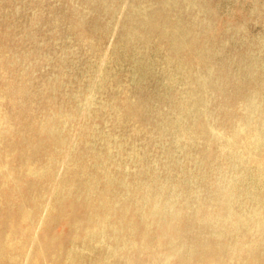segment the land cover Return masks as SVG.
<instances>
[{
    "label": "bare ground",
    "instance_id": "1",
    "mask_svg": "<svg viewBox=\"0 0 264 264\" xmlns=\"http://www.w3.org/2000/svg\"><path fill=\"white\" fill-rule=\"evenodd\" d=\"M28 1L0 0V264H264V42L247 31L264 0L226 20L214 0H60L51 30L87 55L76 85L68 46L46 69L44 11L14 29Z\"/></svg>",
    "mask_w": 264,
    "mask_h": 264
},
{
    "label": "rangeland",
    "instance_id": "2",
    "mask_svg": "<svg viewBox=\"0 0 264 264\" xmlns=\"http://www.w3.org/2000/svg\"><path fill=\"white\" fill-rule=\"evenodd\" d=\"M214 1L218 4L219 15L221 16L222 19L226 20L229 17L233 18V19H237L240 16V13H239L240 9L247 10L251 0H233V1H230V0H214ZM57 2H58V0H42V2H41V0H32V1L25 2V3L20 2L19 6L21 7L22 12L13 18L12 25H13L14 29L16 30V32L18 33L22 27L29 24V16L31 15L32 10H33V12L37 11V10L44 11L45 12V19H43V23L39 27L38 38L39 39H43V38L48 39V42H49V44L43 48L44 53H46L48 55H52V57H50L49 61L46 63V69L47 70L53 69L54 64L56 63L54 55L61 52L62 47L68 46V48H71L70 52L67 54L68 56L66 57V62H67L66 66H67V70L69 68L68 72L70 73V77H71V82L69 84L76 85V80H73V79H75V78L77 79L76 76L82 77V76L86 75L84 73L85 70L83 71V69H84L83 59L87 58V55H84V53L82 52L81 49H77V48L75 49V47L72 46L73 45V38L68 39L65 36H63L62 30L65 29L64 27H61L58 30L57 29L51 30V27H50L51 22L50 21L54 19L55 14H57L58 11H62L61 9H63L62 2L60 0L58 3ZM53 3H54V5H53ZM247 31H248L250 36L261 37V40L264 42V27L262 24L254 23L253 21H250L247 24ZM115 39H116V33H111L110 35H108L103 40L104 48L109 49ZM55 45H57V46H55ZM231 45H232V47H231ZM231 45L229 46L231 48L242 46V44H240L239 41H233L231 43ZM253 51L256 55H258L260 57H262L264 55V48H263V50L262 49L261 50L260 49H253ZM53 53H54V55H53ZM124 66H125V69H124ZM124 66L122 68H120L119 70H117V72L122 75L121 77H124V76H126V74H129L130 70L132 72L131 68L127 67L126 65H124ZM76 68H77V70H76ZM81 68H82V70H81ZM79 70H81L83 73ZM124 70H125V72H124ZM156 73H157V75H156ZM159 74H160L159 70H156V69L153 73L147 74V76H146L147 80L145 79V87L147 90H149V91L158 90V88H159L158 86H159L160 80H161V74L160 75ZM150 76H151V78H150ZM126 79L127 78H123V80H126ZM158 80H159V82H157ZM160 90H163V88L161 87Z\"/></svg>",
    "mask_w": 264,
    "mask_h": 264
}]
</instances>
